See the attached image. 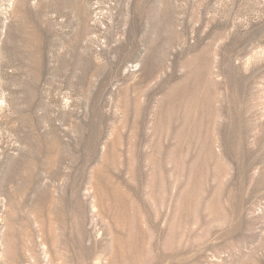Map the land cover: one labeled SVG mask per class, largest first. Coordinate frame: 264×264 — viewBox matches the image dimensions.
Segmentation results:
<instances>
[{"label": "rangeland", "instance_id": "rangeland-1", "mask_svg": "<svg viewBox=\"0 0 264 264\" xmlns=\"http://www.w3.org/2000/svg\"><path fill=\"white\" fill-rule=\"evenodd\" d=\"M0 264H264V0H0Z\"/></svg>", "mask_w": 264, "mask_h": 264}, {"label": "bare ground", "instance_id": "bare-ground-1", "mask_svg": "<svg viewBox=\"0 0 264 264\" xmlns=\"http://www.w3.org/2000/svg\"><path fill=\"white\" fill-rule=\"evenodd\" d=\"M165 244V243H164Z\"/></svg>", "mask_w": 264, "mask_h": 264}]
</instances>
